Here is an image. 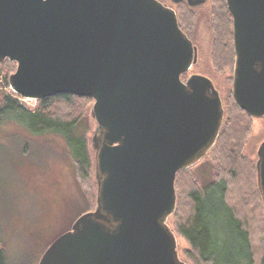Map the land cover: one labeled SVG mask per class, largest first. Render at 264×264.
<instances>
[{
	"label": "water",
	"instance_id": "obj_1",
	"mask_svg": "<svg viewBox=\"0 0 264 264\" xmlns=\"http://www.w3.org/2000/svg\"><path fill=\"white\" fill-rule=\"evenodd\" d=\"M225 2L231 95L251 119H264V0ZM196 60L175 12L157 0H0V65H16L10 90L24 100L93 101L95 208L38 264H185L168 227L176 174L214 148L224 119L208 78L181 80ZM256 157L264 218V141Z\"/></svg>",
	"mask_w": 264,
	"mask_h": 264
},
{
	"label": "rangeland",
	"instance_id": "obj_2",
	"mask_svg": "<svg viewBox=\"0 0 264 264\" xmlns=\"http://www.w3.org/2000/svg\"><path fill=\"white\" fill-rule=\"evenodd\" d=\"M157 1L174 12L178 11V8L185 9L184 6L178 7L172 4L170 0ZM211 1L207 0L205 4L197 8H190L194 9L192 20L190 24H182L183 32L187 34L197 50L196 63L182 81H186L191 75L208 78L219 93L225 115L226 99L231 93L233 70L232 72L226 68L218 70L213 66L211 54L214 40L209 14ZM4 75L5 72L1 69L0 93L14 94L10 88L2 87ZM17 99L18 103L27 110L31 111L36 107L37 101L24 100L20 97ZM92 104L93 101L90 104L76 102L71 107L65 106L60 109L79 115L83 126L87 124L85 139L92 169L90 183L86 186L77 180L74 167L65 157L61 140H51V137L48 140L46 137L26 136L14 120L0 128V229L11 264H38L44 251L57 237L69 231L82 214L94 210L96 182L92 138L96 123L90 116ZM263 141L264 119H251L243 145L242 158L248 165L253 166L252 177L254 173L256 190H258L255 169L256 153ZM24 148L27 149L25 153ZM218 168L219 157L212 149L203 160L188 171L190 179L201 187L213 179ZM238 176V183H233L228 196L231 205L238 204L240 201L238 196L241 189L239 187L244 186L242 181L241 183L239 181L242 177L248 178L245 173ZM180 179L177 185L178 194L175 188L176 205L178 197L182 194L180 191H184L187 184ZM238 209V214L247 222L252 244L257 252L264 241L262 202L259 212L261 220L257 219L258 221L252 215L253 211L251 216H248L242 213L241 207L238 206ZM175 213L176 208L168 220V227L176 238L179 259L185 264H198L191 256L187 242L177 231Z\"/></svg>",
	"mask_w": 264,
	"mask_h": 264
},
{
	"label": "trees",
	"instance_id": "obj_3",
	"mask_svg": "<svg viewBox=\"0 0 264 264\" xmlns=\"http://www.w3.org/2000/svg\"><path fill=\"white\" fill-rule=\"evenodd\" d=\"M181 6L185 9L178 8L175 13L178 25L183 31L182 24H190L194 9H190L187 4ZM209 14L214 40L211 54L213 66L218 70L226 68L232 72V23L225 0H212ZM1 69L5 72L2 87L9 89L7 78L15 71L16 65L5 61L0 65ZM185 78L186 74L181 76V80ZM17 98L19 96L10 92L0 93V128L14 120L26 136L61 140L65 157L74 167L77 180L83 186L88 185L92 163L85 139L87 124L83 126L79 115L60 109L71 107L76 102L90 104L92 100L72 95H57L37 101L36 107L30 111L21 106ZM226 101L224 124L213 148L219 157L217 174L201 187L190 179L188 170L176 174V192L180 178L184 184L187 183L177 200L174 215L177 216V231L187 242L190 254L198 264H264V241L261 249L256 252L247 222L237 211L238 206L241 207L242 213L248 216H251L253 211L255 219L261 220V199L255 189L254 173L252 177L253 166L248 165L242 158L251 119L237 108L231 93ZM26 151L24 148L23 152ZM244 173L248 178L242 177L239 181H242L244 186L239 187L241 193L239 196L237 194L240 201L231 205L228 199L231 186L235 182L237 184L238 175ZM0 264H11L1 229Z\"/></svg>",
	"mask_w": 264,
	"mask_h": 264
},
{
	"label": "flooded vegetation",
	"instance_id": "obj_4",
	"mask_svg": "<svg viewBox=\"0 0 264 264\" xmlns=\"http://www.w3.org/2000/svg\"><path fill=\"white\" fill-rule=\"evenodd\" d=\"M173 4V3H172ZM182 4H186L185 2H183V3H180V4H175V5H177L178 7L179 6H181ZM195 8H197V7H195ZM176 14V13H175ZM185 33V32H184ZM186 34V33H185ZM186 36H187V34H186ZM188 37V36H187Z\"/></svg>",
	"mask_w": 264,
	"mask_h": 264
},
{
	"label": "bare ground",
	"instance_id": "obj_5",
	"mask_svg": "<svg viewBox=\"0 0 264 264\" xmlns=\"http://www.w3.org/2000/svg\"><path fill=\"white\" fill-rule=\"evenodd\" d=\"M50 98V97H49Z\"/></svg>",
	"mask_w": 264,
	"mask_h": 264
}]
</instances>
